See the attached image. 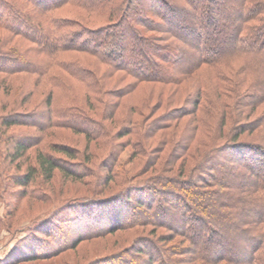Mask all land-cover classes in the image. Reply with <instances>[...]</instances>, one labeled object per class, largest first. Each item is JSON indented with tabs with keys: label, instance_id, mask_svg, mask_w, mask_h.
Wrapping results in <instances>:
<instances>
[{
	"label": "trees",
	"instance_id": "trees-1",
	"mask_svg": "<svg viewBox=\"0 0 264 264\" xmlns=\"http://www.w3.org/2000/svg\"><path fill=\"white\" fill-rule=\"evenodd\" d=\"M0 76V110L11 105L0 115V206L9 207L7 198L54 204L16 230L22 237L0 264L51 260L82 242L146 228L132 241V261L120 251L86 264H264V0H0ZM16 77L31 83L20 107L7 97ZM127 78L132 90L159 86L166 105L178 106L130 122L123 135L134 138L132 161L146 160L156 174L106 194L102 187L117 183L119 136L75 119L101 115L100 95ZM68 80L84 91V107L79 96L53 98L71 90ZM17 128L84 133L105 148L110 177L85 151L60 144L50 149L62 157L37 149L34 165L9 174L41 141L9 132ZM55 171L90 179L92 190L52 200L40 181L49 184Z\"/></svg>",
	"mask_w": 264,
	"mask_h": 264
},
{
	"label": "rangeland",
	"instance_id": "rangeland-1",
	"mask_svg": "<svg viewBox=\"0 0 264 264\" xmlns=\"http://www.w3.org/2000/svg\"><path fill=\"white\" fill-rule=\"evenodd\" d=\"M23 81L26 82L25 89H20L16 93L15 88L19 85L20 82ZM30 84V81L28 80L27 82L26 78H14L12 81L13 87L11 88V92L7 94V97L11 99L10 102L14 99V101L16 102L15 105L18 106V104L21 103L19 101L21 100L22 96H25L28 93L27 91L28 87H30ZM67 84L69 85L71 90L58 89L52 94L53 98L56 101L62 102L69 94L73 96H79L77 98L76 103L80 107H84V91L82 90V88L80 86L75 85V83L73 84L71 80H68ZM106 89H108L110 92L107 91L105 96L100 95L99 104L96 105L97 113L102 114L99 116L89 117L87 116L89 113L87 111L88 113H84L85 115H83L84 119H75V121L78 125L82 126V128L86 130H94L95 133H98L102 128H104L106 130L108 129L110 131V134H116V136H119V139L115 141V144H117L116 151L114 153V156H116V161L115 166L112 167V170H114V172H117L115 176V182L117 183L110 184L109 187H102V193L110 194L114 192L115 189H117L118 187L124 186L126 183L130 185L132 184V181L141 182L142 180H146L147 178H149V176H151L152 174H156L155 171L148 170V166H145L146 160L145 162L144 160H142L141 162H139L138 160L132 161V141L134 140V138L130 135H123L124 133H126V130L130 129V122H132V120L135 122H141V120H145L143 119V117L149 118L150 116H152L155 118L161 116V114L163 115L165 112H167V110L178 106V104L176 102L172 104V102L168 101V104L166 105V100L164 99L165 97L159 96L161 88L156 85L140 84L132 90L131 78H127L123 80V82L121 80V82H119V84L117 85L107 86ZM123 90L128 91L127 93L122 95ZM161 93L163 94V92ZM2 97V92H0V99ZM178 98L179 97H177V99ZM183 98L184 96L181 94V101L183 100ZM87 105L91 107V104L88 103ZM8 106L9 108L0 110V115H5L10 112L11 105L9 104ZM63 106L66 108L68 107L67 104H63ZM27 107L30 108L31 106ZM188 107L190 108V106H186L185 108ZM135 110H137L138 113H140L142 116H138V114L134 112ZM114 111L116 114L115 118L112 121L103 119L106 118L109 113H112ZM180 123L181 125L184 124L185 119L180 121ZM9 132H11L12 135L22 136L25 138H35L33 136H37L38 139L41 140L38 147H32L27 151V163L23 164L24 160L22 161L20 171H16V168L13 165L8 169L9 174L24 172L25 164L34 165V156L37 149H41L57 157H62V154L54 153L50 149L53 144H60L72 148L78 152L85 151V156L91 157V166H96L101 171V177L105 178L108 175L110 163L106 162L104 156H101L103 151L105 152V148L103 147L102 150V148L98 147V145L93 141H88L85 137V134L80 133V131L68 128H55L51 129L48 134L42 135L38 134L37 131L31 128H17L10 129ZM157 139L158 137H155L153 139L154 143L152 144L154 146L157 142ZM158 146H160V144H158ZM193 146V148H195V145ZM155 154L156 153H152L151 157L153 158ZM161 154V159L157 163V166L163 160V158H165V155L167 154V148ZM95 155L100 156L97 159H94ZM129 161H131V163H128ZM120 163L124 165L121 170H117ZM191 165L192 161L190 162L189 166ZM159 170L160 168L158 169V171ZM171 174H174V172ZM108 176L110 177V175ZM40 183L42 184L41 186L43 188L42 192L46 191L48 194L50 192V198L52 197L53 199H51L55 201L57 198L59 200H63L65 198L68 199L72 197L87 195L92 190V181H90V179L74 181L61 175L58 171H55L53 179L49 184H43L42 181H40ZM35 186L36 184L33 185V187ZM16 190H18L17 187H14L12 184L8 185V191L14 192ZM40 192L41 191L36 190V193L40 194ZM6 201L10 202V205L7 209H4V206H0V219H3L5 224V228L2 229L0 232V260L6 258L5 256L8 254V252H10L12 249H15V244L17 243V241H19L20 237H22V234H20L16 230H18L25 223H27L28 220H31L32 217L36 216L42 211L48 210L54 205H51L49 203L43 204L37 201H31L29 203L26 198L19 200H15L14 198H7ZM6 210L8 211L7 219H5ZM8 224L9 230H7L6 228V225ZM148 233L149 228L142 230L132 229L122 232H116L112 235L106 236L104 239H96L89 242H82L80 245H78L76 249H74L73 251H67L64 254L60 255L58 258L46 261H34L20 264H86L87 262L96 257L120 251H126L124 256L127 259L129 258V262L130 260L132 261L133 239L137 235H147ZM162 233H164V231H157V235Z\"/></svg>",
	"mask_w": 264,
	"mask_h": 264
}]
</instances>
